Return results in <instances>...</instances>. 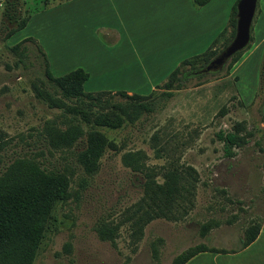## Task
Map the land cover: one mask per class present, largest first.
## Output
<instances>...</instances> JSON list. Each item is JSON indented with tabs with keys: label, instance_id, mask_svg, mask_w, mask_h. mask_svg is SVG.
Listing matches in <instances>:
<instances>
[{
	"label": "rangeland",
	"instance_id": "obj_1",
	"mask_svg": "<svg viewBox=\"0 0 264 264\" xmlns=\"http://www.w3.org/2000/svg\"><path fill=\"white\" fill-rule=\"evenodd\" d=\"M98 2L99 18L80 20V14L81 18L92 15ZM116 6V0H0V174L13 160L32 157L46 170L67 172L71 179L70 198L53 205V218L33 264H171L178 254L198 244L237 249L246 229L264 222V93L259 82L263 62L257 70V61H264V45L232 70L233 76L231 69L226 70L227 62L222 71L188 77L181 89L168 93L162 89L166 79L115 76L122 66L118 58L128 51L123 28L113 19L120 13ZM256 9L252 32L256 18L259 27L253 36L264 35V0H258ZM102 14L105 18H100ZM22 21H28L26 26L10 33ZM139 23L124 28L134 34L130 41L137 48L147 40L146 27ZM230 32L227 29L212 49L219 51ZM24 39L30 40L24 44L27 52L10 50ZM36 45L53 78L82 69L88 75L84 92H103L127 83L137 95L154 92L156 110L126 115L112 105L84 115L69 112L78 105L46 82ZM129 54L135 57L130 49ZM150 81L156 83L152 90ZM127 102L116 95L112 99L114 105ZM50 122L61 130L71 124H79L86 133L93 128L104 142L92 177L76 163L86 136L71 149L55 150L44 140V127ZM237 128L242 129L243 142L233 146L228 156L218 135ZM126 152L145 155L142 173L123 166ZM189 168L197 178L195 194L175 201L167 217L149 222L141 239L135 240L128 210L141 199L143 174L151 173L161 183L168 171ZM207 222L215 225L201 237V225ZM102 224L116 231L113 241L98 236Z\"/></svg>",
	"mask_w": 264,
	"mask_h": 264
},
{
	"label": "trees",
	"instance_id": "obj_2",
	"mask_svg": "<svg viewBox=\"0 0 264 264\" xmlns=\"http://www.w3.org/2000/svg\"><path fill=\"white\" fill-rule=\"evenodd\" d=\"M209 1L192 0L193 5L196 7H202ZM237 2L238 0L232 6L229 17L228 27L231 28L229 39L222 43L221 49L219 51L212 49V45L226 33L227 29H224L219 34L211 47L205 52L183 60L169 74L162 85L163 90L168 91V93L177 91L181 89L183 82L188 77L205 75L201 74L200 70L209 64L234 36ZM27 22L22 21L10 33L15 34L22 30ZM28 41L30 40L24 39L10 48V50L22 55V53L27 52V47L24 44ZM36 49L42 58L43 73L49 86L58 91L63 98L76 101L78 107L68 108L69 112L84 115L93 108L102 111L112 105L120 113L126 115L136 111L153 113L156 110L155 102L158 96L155 98L154 92L148 96L128 95L124 92H116L114 94H111V92H84L83 85L87 81L88 75L82 69H75L66 75L53 78L44 53L37 45ZM244 50L236 53L228 61L227 71L238 61ZM193 72H196L197 75H193ZM259 82L264 93V61ZM105 95L108 98L103 99L102 97ZM114 95L119 96L124 101H128L130 104L127 102L124 105H114L112 103ZM153 97V102H148ZM58 105L63 106L61 103ZM44 129V140L50 148L55 150L62 148L71 149L78 143L80 138H85L86 136L83 149L76 154V163L85 176L92 177L94 175L98 165L96 159L100 155L99 151H102L104 142L98 140V135L93 128L86 133L79 124H71L66 129L61 130L54 122H50L45 125ZM241 131L242 129L237 128L234 129V132L218 135L224 143L226 155L229 156L231 154L230 149L233 146L242 145ZM144 157L145 155L141 152H126L122 155L121 161L124 167L131 169L133 172L142 173L145 170L143 169ZM191 173H195L191 168L184 171L173 169L163 175V182L161 183L156 182L152 178L151 173L143 174L141 199L128 210V221H131L133 225L131 234L135 240L141 239L143 228L149 222L154 219L167 217L175 201L189 200L195 194L197 178L193 177ZM188 178H192V181L188 180ZM70 184L71 179L67 172L46 170L36 158L32 157L17 158L5 168L0 174V264H33L43 233L53 218L51 215L53 205L57 201H66L70 198ZM214 225L212 222L202 224L199 235L204 237ZM259 230V224H251L240 239V246L237 249L215 250L208 248L204 244H198L178 254L171 264H185L195 255L204 252L235 253L249 246L256 239ZM97 232L101 240L113 241L116 231L106 224H102ZM153 257L157 259L156 250L153 251Z\"/></svg>",
	"mask_w": 264,
	"mask_h": 264
},
{
	"label": "crops",
	"instance_id": "obj_3",
	"mask_svg": "<svg viewBox=\"0 0 264 264\" xmlns=\"http://www.w3.org/2000/svg\"><path fill=\"white\" fill-rule=\"evenodd\" d=\"M116 1V9L123 13L124 17L119 13L113 19H116L123 28L127 39L126 48H128L127 53L120 56L117 60L118 63H122V66L116 68L117 71L114 72L119 79H167L169 74L183 60L205 52L224 29H229L230 10L231 6L234 5L231 4L234 0H227L225 3H217L215 2L216 0H210L202 7L194 6L192 0ZM100 4L101 2H98V5L95 4L92 15L89 13L88 16L81 18L82 14H80V20L98 19L100 16L98 12L101 8ZM102 17L105 18V15L102 14L100 18ZM139 21L145 25L143 26L144 28L146 27L147 37L145 39L147 40H144L141 47L137 48L130 41V37L134 34L127 33L124 28L125 24L129 23L138 26L140 24ZM99 22L103 23L102 21ZM258 27L256 18L253 32H257ZM112 32L117 33V37L122 39V35L117 29H112ZM253 32L251 28V42L238 61L232 66L229 73L230 76L235 74L234 71L247 61L250 55L256 53L264 45V35L256 33V36H253ZM257 35L259 38L258 43L261 42L259 46H257ZM250 45H253L251 49H249ZM129 49L135 57L129 54ZM262 62L263 60L261 61V59L260 62L257 61V70L261 67ZM117 85V88H108L103 92L137 94L136 91H133L134 88L128 86L127 83H118ZM155 86L156 83L151 81L148 84L149 90L154 89ZM261 117L264 121L263 103L261 104ZM185 264H264V222L260 226L256 239L244 249L235 253L225 254L200 253Z\"/></svg>",
	"mask_w": 264,
	"mask_h": 264
},
{
	"label": "water",
	"instance_id": "obj_4",
	"mask_svg": "<svg viewBox=\"0 0 264 264\" xmlns=\"http://www.w3.org/2000/svg\"><path fill=\"white\" fill-rule=\"evenodd\" d=\"M257 2L258 0H238L234 36L220 53L200 70L201 74H214L222 71L226 63L236 53L248 47L251 41V26L256 13ZM192 74L197 75L196 72Z\"/></svg>",
	"mask_w": 264,
	"mask_h": 264
}]
</instances>
